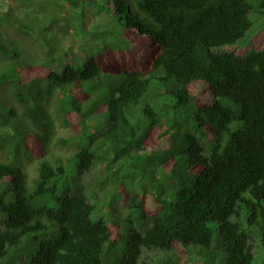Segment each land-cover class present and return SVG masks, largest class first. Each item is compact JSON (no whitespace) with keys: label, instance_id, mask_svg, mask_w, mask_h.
Instances as JSON below:
<instances>
[{"label":"trees","instance_id":"1","mask_svg":"<svg viewBox=\"0 0 264 264\" xmlns=\"http://www.w3.org/2000/svg\"><path fill=\"white\" fill-rule=\"evenodd\" d=\"M15 1L22 14L0 11V264H104L120 243L114 264H256L255 243L263 264L264 50L223 48L264 0H76L103 1L120 42L65 66L82 10ZM111 198L117 218L98 219Z\"/></svg>","mask_w":264,"mask_h":264},{"label":"rangeland","instance_id":"2","mask_svg":"<svg viewBox=\"0 0 264 264\" xmlns=\"http://www.w3.org/2000/svg\"><path fill=\"white\" fill-rule=\"evenodd\" d=\"M39 1V0H38ZM69 1L70 3H67ZM76 0H66L63 4V8H61L64 14H70L72 17V12H76V10L81 14H84L83 20H81L80 26H72V32L60 39V46L66 51L67 55L61 58V64L68 65H76L85 63L90 57L99 52V50H104L106 46H110L111 48H116L114 42H120L118 37L121 36V32L119 30V25L113 19L111 11L106 9V4L103 1H98L99 4L86 5L85 7L79 6L76 7L73 2ZM28 3H24L27 5ZM25 6H23L24 9ZM34 7L30 8L31 14H33ZM55 6H51L50 10H55ZM60 10V9H59ZM0 11L4 13L6 11H10L13 14H22V8L15 0H0ZM109 12V13H107ZM251 19L253 21L252 29L247 33L246 37L240 41L238 44L234 46H226L223 50L228 52H234L239 56H246L251 52H257L264 50V15L253 13L251 15ZM3 37L2 29L0 28V39ZM5 37V36H4ZM44 53L36 54L37 57L42 58ZM153 87V86H152ZM151 87V88H152ZM58 152L62 154L64 151L58 149ZM65 153V152H64ZM68 154V152H66ZM5 154L0 151V159H4ZM35 164H37V160L32 158L31 161L25 160L24 166L28 173V177L30 179L36 176ZM95 174L89 176L90 181L92 182V186L95 188L97 185L96 181H94ZM105 192V191H104ZM118 203L113 202L112 198L108 202L107 206H103L97 210L96 217L98 219H104L110 221L117 215L113 212V209H117L115 206ZM113 208V209H112ZM113 214V216H112ZM123 232V231H122ZM125 236V235H124ZM123 243L119 244L115 253L113 254H105L103 256L104 264H114L117 259V256L123 255ZM253 253L256 259V264H259V259L261 258L263 251L261 246L258 243L254 244ZM161 252L158 251H144L142 258L143 259H155L161 256ZM264 264V263H263Z\"/></svg>","mask_w":264,"mask_h":264},{"label":"clouds","instance_id":"3","mask_svg":"<svg viewBox=\"0 0 264 264\" xmlns=\"http://www.w3.org/2000/svg\"><path fill=\"white\" fill-rule=\"evenodd\" d=\"M234 46V45H233Z\"/></svg>","mask_w":264,"mask_h":264}]
</instances>
